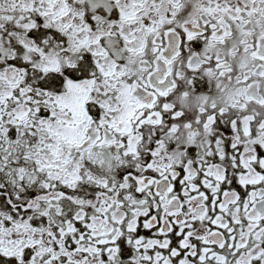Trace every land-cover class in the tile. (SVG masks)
<instances>
[{
	"label": "snow or ice",
	"instance_id": "6c2138e0",
	"mask_svg": "<svg viewBox=\"0 0 264 264\" xmlns=\"http://www.w3.org/2000/svg\"><path fill=\"white\" fill-rule=\"evenodd\" d=\"M0 264H264V0H0Z\"/></svg>",
	"mask_w": 264,
	"mask_h": 264
}]
</instances>
